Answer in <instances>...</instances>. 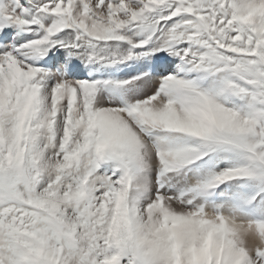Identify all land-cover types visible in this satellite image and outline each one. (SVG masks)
I'll list each match as a JSON object with an SVG mask.
<instances>
[{"label":"snow or ice","instance_id":"snow-or-ice-1","mask_svg":"<svg viewBox=\"0 0 264 264\" xmlns=\"http://www.w3.org/2000/svg\"><path fill=\"white\" fill-rule=\"evenodd\" d=\"M0 264H264V0H0Z\"/></svg>","mask_w":264,"mask_h":264},{"label":"clouds","instance_id":"clouds-1","mask_svg":"<svg viewBox=\"0 0 264 264\" xmlns=\"http://www.w3.org/2000/svg\"><path fill=\"white\" fill-rule=\"evenodd\" d=\"M242 238L246 241V243L254 244L258 243L257 237L254 232H249L247 230L242 231Z\"/></svg>","mask_w":264,"mask_h":264}]
</instances>
